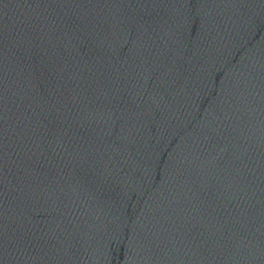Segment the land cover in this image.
Returning a JSON list of instances; mask_svg holds the SVG:
<instances>
[{
	"label": "water",
	"instance_id": "95a60500",
	"mask_svg": "<svg viewBox=\"0 0 264 264\" xmlns=\"http://www.w3.org/2000/svg\"><path fill=\"white\" fill-rule=\"evenodd\" d=\"M0 264H264V0H0Z\"/></svg>",
	"mask_w": 264,
	"mask_h": 264
}]
</instances>
